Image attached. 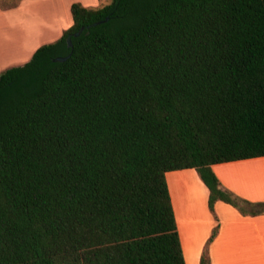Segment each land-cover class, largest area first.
Returning <instances> with one entry per match:
<instances>
[{
	"label": "trees",
	"instance_id": "1",
	"mask_svg": "<svg viewBox=\"0 0 264 264\" xmlns=\"http://www.w3.org/2000/svg\"><path fill=\"white\" fill-rule=\"evenodd\" d=\"M70 13L58 40L0 73V264H186L172 171L195 170L212 215L216 202L264 214L212 170L264 157V0Z\"/></svg>",
	"mask_w": 264,
	"mask_h": 264
},
{
	"label": "crops",
	"instance_id": "2",
	"mask_svg": "<svg viewBox=\"0 0 264 264\" xmlns=\"http://www.w3.org/2000/svg\"><path fill=\"white\" fill-rule=\"evenodd\" d=\"M107 1L18 0L2 9L5 31L0 33L16 41L15 45L7 39L0 43V67L22 65L37 48L58 40L72 25V3L97 8ZM212 170L224 189L251 203L264 202V157L217 164ZM166 182L187 264L189 259L199 264L216 226L217 234L208 245L209 264H264V214L243 216L232 206L216 202V220L207 207L208 190L193 169L168 172ZM192 190L200 200L197 211L191 204Z\"/></svg>",
	"mask_w": 264,
	"mask_h": 264
},
{
	"label": "rangeland",
	"instance_id": "3",
	"mask_svg": "<svg viewBox=\"0 0 264 264\" xmlns=\"http://www.w3.org/2000/svg\"><path fill=\"white\" fill-rule=\"evenodd\" d=\"M18 0H0V7L2 8H7V7H11L13 5H15L17 3ZM111 3V0L107 1V5ZM2 9L0 8V11ZM2 31H5V28H3V26L1 25V22H0V32ZM10 40L14 45H15V41L16 40H12L11 38H8L4 33H0V43H4L5 40ZM2 58V57H1ZM15 66H19V65H10L8 67H4V68H1L0 67V73L8 68H11V67H15ZM215 174V173H214ZM215 176L217 177V175L215 174ZM219 183H220V186L223 188V184L221 183V181L219 180V178L217 177ZM224 189V188H223ZM192 195H191V204H192V207L195 211H197L198 207H199V204H200V200H199V197L196 195V192H194L192 190ZM230 192V191H229ZM232 193V192H231ZM234 194V193H233ZM235 195V194H234ZM236 197H238L237 195H235ZM240 198V197H238ZM241 199V198H240ZM244 200V199H243ZM196 208V209H195ZM214 217H216L215 215H213ZM205 248V247H204ZM185 256H186V253H185ZM188 256V255H187ZM188 258V257H186ZM189 259V258H188ZM186 262V261H185ZM188 262V260H187ZM187 264V263H186ZM189 264H196L195 262V259L194 261H192L191 259H189Z\"/></svg>",
	"mask_w": 264,
	"mask_h": 264
},
{
	"label": "water",
	"instance_id": "4",
	"mask_svg": "<svg viewBox=\"0 0 264 264\" xmlns=\"http://www.w3.org/2000/svg\"><path fill=\"white\" fill-rule=\"evenodd\" d=\"M105 21H108V18L105 19ZM97 25V23L93 24V26ZM89 28V27H87ZM84 30V27L80 29V31L73 34L74 37H78L80 33ZM67 47L72 50V42H71V35H69L66 38ZM71 56V53H69L66 57H57L54 59L56 62H63L66 61Z\"/></svg>",
	"mask_w": 264,
	"mask_h": 264
}]
</instances>
